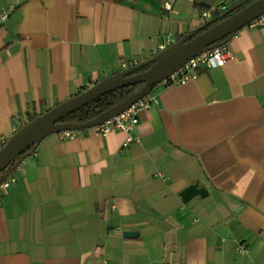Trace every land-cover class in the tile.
I'll list each match as a JSON object with an SVG mask.
<instances>
[{
  "label": "crops",
  "instance_id": "crops-1",
  "mask_svg": "<svg viewBox=\"0 0 264 264\" xmlns=\"http://www.w3.org/2000/svg\"><path fill=\"white\" fill-rule=\"evenodd\" d=\"M220 1L0 0V147L32 115L209 24L216 14L199 11ZM225 42L223 67L151 91L135 141L54 133L21 159L0 195V264H264V27ZM193 184L207 194L184 203Z\"/></svg>",
  "mask_w": 264,
  "mask_h": 264
},
{
  "label": "water",
  "instance_id": "water-1",
  "mask_svg": "<svg viewBox=\"0 0 264 264\" xmlns=\"http://www.w3.org/2000/svg\"><path fill=\"white\" fill-rule=\"evenodd\" d=\"M262 14H264V0H255L240 11L211 27L206 28L207 25L200 27L188 37L172 44L164 51H161L144 62L115 73L72 98L47 110L32 122L20 128L0 148V174L22 153L32 146L38 145L43 138L64 130L90 129L119 114L137 100L150 94L151 91L162 82L163 78L176 69L181 63L201 53L205 48L249 25ZM209 24H212V22ZM146 67H148L146 70L141 71ZM133 84H143V86L139 91L122 103L113 106L98 117L80 124L61 122L64 117L83 108L97 98ZM18 163L19 162H16L13 167L9 168L5 175L0 177V181L8 173H11ZM206 194L204 189L199 188L197 184H193L183 190L180 196L185 203L194 196L199 195L202 197ZM123 235L126 237H133L134 233L124 232Z\"/></svg>",
  "mask_w": 264,
  "mask_h": 264
},
{
  "label": "built area",
  "instance_id": "built-area-1",
  "mask_svg": "<svg viewBox=\"0 0 264 264\" xmlns=\"http://www.w3.org/2000/svg\"><path fill=\"white\" fill-rule=\"evenodd\" d=\"M176 0H162V8L171 12L173 9V4ZM192 1V0H189ZM237 2L239 0H231ZM226 3L224 1H220L217 5L208 6L199 11L200 17L202 20L206 21L212 18L214 13H223L227 11L231 4ZM9 11L1 10L0 11V26L4 24L8 18ZM251 27H264V14L260 15L257 19L252 21L249 24ZM174 39L172 37H168L164 39L158 46L157 52L160 53L164 51L169 46L174 44ZM232 59V55L227 48L226 42L213 44L207 48H205L201 53L189 58L188 60L181 63L176 69H174L171 73H169L165 78H163L161 84L163 85H178L183 84L189 78H193L196 76V71L199 69H209V68H217L223 67L229 60ZM144 62L143 59H133L128 62L123 63V68L127 69L130 67H134L140 63ZM155 99L147 94L141 99L137 100L134 104L121 111L119 114L105 120L103 123L93 127L92 129L104 136L113 131H121L127 134V138L124 142V145H127L133 141L134 138L129 136V133L137 126L139 122V115L147 110L151 103H155ZM28 122L26 121L23 126H25ZM84 133V130H64L57 132V138L60 141L74 138L76 136H81ZM1 148V147H0ZM38 153L36 149H32L29 151L24 158H35ZM22 158V159H24ZM16 166L14 167V169ZM13 169V170H14ZM6 173V172H5ZM4 174L0 175L3 177ZM11 173H8L1 181H0V195L3 194L8 187L10 186L13 178L10 176ZM236 251L240 254H247L248 249L243 245H238Z\"/></svg>",
  "mask_w": 264,
  "mask_h": 264
},
{
  "label": "trees",
  "instance_id": "trees-1",
  "mask_svg": "<svg viewBox=\"0 0 264 264\" xmlns=\"http://www.w3.org/2000/svg\"><path fill=\"white\" fill-rule=\"evenodd\" d=\"M253 1H255V0H239L237 2L232 3L230 5V7L227 9V11H225L223 13H215L216 14L215 19L212 21V24H207L206 28H209L212 25H214V24H216V23L228 18L229 16H231L232 14L240 11L241 9H243L244 7H246L248 4H250ZM231 35L225 37L224 39H222V40H220V41H218V42H216L214 44L225 42V40H227ZM147 68L148 67L142 69L141 71H144ZM142 86H143V84H133V85H130V86H127V87L120 88V89H117L115 91L109 92V93L97 98L96 100L90 102L88 105L84 106L83 108L71 113L70 115H67L66 117H64L61 120V122L62 123H70V124H80V123L88 122V121L98 117L99 115H101L105 111L109 110L113 106L122 103L124 100L129 98L131 95H133L134 93L139 91V89ZM42 114L43 113L32 115L28 119V123L32 122L33 120H35L36 118H38ZM20 128H22V127H19L17 129V131ZM5 143H3L2 146ZM35 147H36V145L32 146L30 149H28L27 151L22 153L0 175L4 174L9 168L13 167L16 162H19L22 158L25 157V155L29 151H31Z\"/></svg>",
  "mask_w": 264,
  "mask_h": 264
}]
</instances>
